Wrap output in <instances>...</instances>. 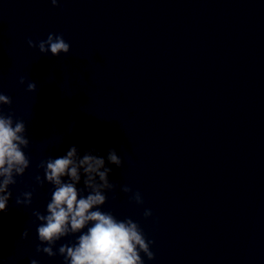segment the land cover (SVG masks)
<instances>
[{
	"label": "clouds",
	"instance_id": "1",
	"mask_svg": "<svg viewBox=\"0 0 264 264\" xmlns=\"http://www.w3.org/2000/svg\"><path fill=\"white\" fill-rule=\"evenodd\" d=\"M50 3L58 7L60 0H50ZM27 44L29 48H38L41 54L50 53L54 57L69 54L71 48L63 34L54 33H49L45 40L28 39ZM19 83H27L28 92L37 90L36 83L27 81L24 76L19 78ZM11 104V97L0 93V105ZM14 115H5L0 110V212L7 211L12 197L10 186L16 185L17 177H23L31 166L24 151L30 145L26 124L22 119H14ZM93 152L94 149L80 156L78 148L72 146L64 156L49 157L37 165L43 169L44 176L35 175L34 182L40 187L48 183L53 186V191L46 205V214L38 210L32 212L35 220L40 222L37 226L40 243L36 246V253L42 252L48 257L59 254L65 264H144L141 253L149 260L154 259L150 248L154 242L146 239L138 223L130 218L119 220L111 212L101 211L107 202L106 193L117 185L109 180L112 169L106 166L105 159ZM107 161L122 167V158L115 149L109 150ZM82 177L84 187L78 188ZM34 191L22 192L16 197V205L30 207ZM121 191L130 193L132 189L124 185ZM131 199L138 205L144 203L138 191ZM151 215V210L146 209L145 218ZM78 233L74 244H62L58 251H54L57 241ZM28 235L25 230L22 238L27 239ZM30 264L39 262L32 259Z\"/></svg>",
	"mask_w": 264,
	"mask_h": 264
}]
</instances>
